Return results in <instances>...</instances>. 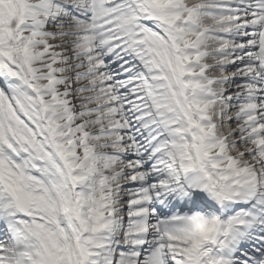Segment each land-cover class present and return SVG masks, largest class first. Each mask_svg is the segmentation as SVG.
Listing matches in <instances>:
<instances>
[{
	"label": "snow or ice",
	"instance_id": "6c2138e0",
	"mask_svg": "<svg viewBox=\"0 0 264 264\" xmlns=\"http://www.w3.org/2000/svg\"><path fill=\"white\" fill-rule=\"evenodd\" d=\"M0 264H264V0H0Z\"/></svg>",
	"mask_w": 264,
	"mask_h": 264
}]
</instances>
